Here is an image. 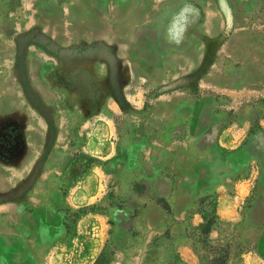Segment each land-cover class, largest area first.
<instances>
[{
	"label": "rangeland",
	"instance_id": "1",
	"mask_svg": "<svg viewBox=\"0 0 264 264\" xmlns=\"http://www.w3.org/2000/svg\"><path fill=\"white\" fill-rule=\"evenodd\" d=\"M237 1L227 0L231 10H241ZM158 3L0 0V36L10 35L13 48L12 60L0 65L16 72L10 80L22 89L47 130L25 137L8 127L9 121H17L15 115L9 110L0 114V154L19 165L34 151L40 156L19 185L0 181V264H72L66 260L68 248L97 245H91L86 226L76 230L80 212L107 217L105 250L96 264H106L119 249L132 253L146 248L145 264L151 239L175 224L177 191L195 195L200 212L211 210L217 190L209 185L223 182L227 173L247 171L246 157L218 151L210 165L209 154L200 151L213 146L216 132L235 117L229 109L234 106L231 97L213 93L208 81L240 85L259 79L264 20L243 29L241 18L236 22L232 12L233 27L226 30L221 12L220 21L205 28L199 25L200 20L207 23L205 14L193 1L172 0L161 8ZM232 37L244 43L228 51ZM228 52L237 53L239 60L227 57ZM46 89L52 90L53 101L41 96ZM87 133L103 136L113 148L116 143L117 155L103 160L79 151ZM57 141L70 143L73 156H51ZM92 167L103 170V201L71 209L65 202L69 187ZM94 176L86 186L89 182L95 190ZM10 178L17 177L10 173ZM42 199L47 205L39 206ZM203 224L186 221L165 258L172 259L186 242L193 245L197 264L216 246L231 248L232 257L252 246L264 251V236L247 237L248 226L218 219L214 229L227 237L216 244L196 231ZM179 264L191 263L181 259ZM228 264L243 263L233 258Z\"/></svg>",
	"mask_w": 264,
	"mask_h": 264
},
{
	"label": "crops",
	"instance_id": "2",
	"mask_svg": "<svg viewBox=\"0 0 264 264\" xmlns=\"http://www.w3.org/2000/svg\"><path fill=\"white\" fill-rule=\"evenodd\" d=\"M170 1L172 0H158L157 7L161 8ZM191 1L198 7L200 13L205 14L207 23L202 25L200 20L199 25L201 27L212 28V23L215 20L220 21L221 10L216 0ZM229 1L232 4L231 0ZM237 2V7H241V10L239 11L236 7H232V12L236 22H238V18H241L243 29L248 30L256 24L262 23L260 21L264 20V0H238ZM135 11L139 10L136 8ZM238 12L241 15L238 16ZM261 27H264V23H262ZM10 38V35L0 36V64L12 60L13 48ZM1 39H4L3 43ZM241 42L242 44L244 43L243 39L230 38L226 43L227 50L229 51L234 45ZM226 56L232 60H239L240 57L235 52H228ZM241 71L246 72L244 68ZM259 72L260 77L257 81H245L240 85L228 83L223 85L215 83L212 78L209 79V87L213 93L221 92L227 97H231L234 106L229 109L234 110L235 117L216 132L213 146L200 151L209 154L210 165L213 163L214 154L218 151L226 155L247 158V171L245 174L235 176L227 173L223 182H215V184H211L208 187L209 189L217 190L215 196L218 219L240 227L248 226L245 234L247 237L264 236V169L260 168L257 159L260 153L257 155L251 149L257 139L255 133L259 132L264 136V69L260 68ZM16 76V72L4 70L2 65H0V114H5L6 110H9L11 115H15L17 121H9L8 127L22 131L25 137L45 134V131H47L45 121L27 103L22 89L15 84L13 85V79L12 81L10 80L11 77ZM3 78H6L5 81H3ZM41 96L47 102L54 100L51 89L43 90ZM2 127L3 124L0 123V135ZM206 129H209V126ZM87 134L89 135V133ZM194 139L198 142L201 136L194 137ZM26 140L28 143L30 138H26ZM106 141L103 136L91 133L78 150L93 157H102L101 159L103 160L115 157L117 155L116 143L113 142V148L106 144ZM27 147L31 148L33 145L27 144ZM262 149L261 155H264V140ZM74 151L75 149L70 143L60 144V141H57L51 156H73ZM195 151L199 152V150ZM39 161L40 156L35 151L29 161L20 165L18 162L11 163L0 154V170L3 172L0 178L1 183H7L8 186V183L12 181V183L18 182L17 184L19 185ZM10 173H12L13 178L17 177L16 181L10 178ZM90 175H95L94 177L98 180L95 190L89 185V182L88 186H86V181ZM99 184H103V170L98 167H92L75 184L69 187L65 197L66 205L71 209L99 205L103 201V196L100 195L103 186L99 187ZM189 187L193 188L195 185ZM173 199L175 200L172 208L175 224L170 231L172 238L178 237L182 230L184 232L186 221L193 222L194 225H199L203 221L200 211L196 209L197 198L195 195L192 196L191 193L177 191ZM42 200L39 202V206L47 205L45 199ZM106 218L103 213L88 212L80 215L77 219L76 230L81 231V228L83 229L86 226L83 231H85V234H89L91 245L93 246V242L97 243V245L96 248H68L67 262H72V264H96L99 261L105 250L103 246L107 240ZM91 230H94L92 234ZM165 231L155 237L162 235ZM224 235L221 230L214 229L209 237L213 240V243L218 244L223 237H227V234ZM155 237L151 239L148 249ZM145 251L146 248H139L137 251L129 253L127 250L119 249L112 255L109 264H142ZM176 252L185 262L197 264L199 261L193 247L187 242L179 245ZM76 260L77 263H75ZM241 261L243 264H264V251L253 246L246 248L241 254Z\"/></svg>",
	"mask_w": 264,
	"mask_h": 264
},
{
	"label": "trees",
	"instance_id": "3",
	"mask_svg": "<svg viewBox=\"0 0 264 264\" xmlns=\"http://www.w3.org/2000/svg\"><path fill=\"white\" fill-rule=\"evenodd\" d=\"M255 134L257 139L255 140V143L251 146V149L254 150L257 155L260 153V156H258L257 159L259 161L260 168L264 169V155H261V153L263 152L262 142L264 140V136L259 132H256ZM204 199H206V197ZM216 205L217 202L215 196L213 202H211L212 209L209 210L206 208L205 210L200 212L204 220V224L196 228V231L199 232L200 236L205 239L204 241L208 239L210 233L214 230L215 222L218 220L216 214ZM81 214H84V212L78 213L76 215V218L78 219ZM170 231L171 228L167 229L162 235L157 236L152 241L145 264H159L160 262L164 264H179L181 262V259L178 254L174 255L172 259L168 257L165 258V256L171 254L173 250V238L171 236ZM244 250L245 249L240 250L238 253H235L232 257L231 248L216 246L214 248H210L209 254L207 256H200V262L201 264H228L229 261H233V258L240 260L241 254ZM99 260L102 259L100 258ZM109 262L110 259L107 261L106 264H109Z\"/></svg>",
	"mask_w": 264,
	"mask_h": 264
},
{
	"label": "water",
	"instance_id": "4",
	"mask_svg": "<svg viewBox=\"0 0 264 264\" xmlns=\"http://www.w3.org/2000/svg\"><path fill=\"white\" fill-rule=\"evenodd\" d=\"M218 5L225 18L226 30L228 29L231 30L233 27V13H232V10L227 0H218ZM208 63H210V61L205 62V64H208ZM197 78H199L198 75H197Z\"/></svg>",
	"mask_w": 264,
	"mask_h": 264
},
{
	"label": "bare ground",
	"instance_id": "5",
	"mask_svg": "<svg viewBox=\"0 0 264 264\" xmlns=\"http://www.w3.org/2000/svg\"><path fill=\"white\" fill-rule=\"evenodd\" d=\"M94 37H96V38H97V37H98V34L96 33V34L94 35ZM155 47H156V46H155ZM156 49H157V48H156Z\"/></svg>",
	"mask_w": 264,
	"mask_h": 264
}]
</instances>
